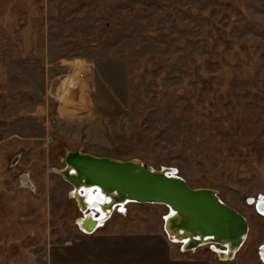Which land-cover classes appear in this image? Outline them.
<instances>
[{
	"label": "rangeland",
	"instance_id": "1",
	"mask_svg": "<svg viewBox=\"0 0 264 264\" xmlns=\"http://www.w3.org/2000/svg\"><path fill=\"white\" fill-rule=\"evenodd\" d=\"M68 151L211 188L246 240L183 252L137 202L85 234ZM263 197L264 0H0V264H262Z\"/></svg>",
	"mask_w": 264,
	"mask_h": 264
},
{
	"label": "water",
	"instance_id": "2",
	"mask_svg": "<svg viewBox=\"0 0 264 264\" xmlns=\"http://www.w3.org/2000/svg\"><path fill=\"white\" fill-rule=\"evenodd\" d=\"M64 163L58 171L60 175L69 166L75 170V174H69L75 184L114 191L117 202L162 204L175 210L178 228L193 236L212 237L214 244L224 240L236 245L247 235L246 218L220 201L215 190L191 187L182 177L170 175L163 168L152 170L135 159L120 160L79 151H68Z\"/></svg>",
	"mask_w": 264,
	"mask_h": 264
},
{
	"label": "bare ground",
	"instance_id": "3",
	"mask_svg": "<svg viewBox=\"0 0 264 264\" xmlns=\"http://www.w3.org/2000/svg\"><path fill=\"white\" fill-rule=\"evenodd\" d=\"M138 162L140 160L135 159ZM144 163V162H141ZM65 165V163H64ZM68 170L61 173L64 178L69 179L73 184H69L71 186L70 190V198L74 199L78 208L82 211L81 219L78 220L79 226L86 229L87 232H93L98 226H100L101 222H103L115 208V206H123L125 203L133 202L131 200H122L117 202L115 192H105L102 188L97 186H91L86 184H75L73 182V177L69 174H75V170L71 169V167H67ZM149 168L153 169L149 166ZM164 171H168L170 175H173V169L171 168H163ZM68 172V173H67ZM168 173V174H169ZM176 176V175H174ZM27 177L21 178L20 182L22 184L32 185L30 181H28ZM90 190H94L96 194H90ZM218 198V197H217ZM219 199V198H218ZM220 200V199H219ZM221 201V200H220ZM255 205L257 206L259 213L264 215V197L260 198L256 201ZM124 207V206H123ZM100 216L96 217V212ZM177 213L175 210L168 209L167 214L164 216V224L163 229L164 232L170 242H176L180 244L183 248V251H191V249L195 250L198 247L204 245L218 246L222 248V250H218L217 247L213 248L217 252V255L221 258L223 257H231L232 254L237 251L242 243L244 242L246 236H244L239 244L233 245L230 241H221L219 244H214L211 240L212 237L204 236L202 238L200 235L193 236L183 229H179L178 223H176ZM108 220V219H107ZM98 221V222H97ZM96 223H99L97 227H95ZM170 238V239H169ZM191 248V249H190ZM218 250V251H217ZM215 252V253H216ZM262 259L264 260V248L262 249Z\"/></svg>",
	"mask_w": 264,
	"mask_h": 264
},
{
	"label": "built area",
	"instance_id": "4",
	"mask_svg": "<svg viewBox=\"0 0 264 264\" xmlns=\"http://www.w3.org/2000/svg\"><path fill=\"white\" fill-rule=\"evenodd\" d=\"M79 209V208H78ZM80 210V209H79ZM81 211V210H80ZM81 213H82V211H81ZM79 219H81V217H79V218H77L76 219V225H77V227L79 228V230L80 231H82L83 233H89V232H87V230L86 229H84V228H82V227H80L79 226V223H78V220ZM98 222V221H97ZM99 225V223H96V225H95V227H97ZM100 227V226H99ZM99 227H97V228H99ZM170 239V238H169ZM264 248V244H262L261 246H259V255H260V258H261V260L263 261V263H264V260L262 259V249ZM182 249V251H183V248H181ZM193 249H191V251H192Z\"/></svg>",
	"mask_w": 264,
	"mask_h": 264
},
{
	"label": "crops",
	"instance_id": "5",
	"mask_svg": "<svg viewBox=\"0 0 264 264\" xmlns=\"http://www.w3.org/2000/svg\"><path fill=\"white\" fill-rule=\"evenodd\" d=\"M166 214H167V213H166ZM166 214H165V215H166ZM111 215H112V214H111ZM109 216H110V215H109ZM109 216H108V217H109ZM108 217H107V218H108ZM107 218H106V219H107ZM106 219H105V220H106ZM105 220H104V221H105ZM163 221H164V220H163ZM98 227H99V226H98ZM81 232H82V231H81ZM85 234H86V233H85ZM245 240H246V238H245ZM245 240H244V241H245ZM168 241H169V240H168ZM171 243L178 244V243H176V242H171ZM243 243H244V242H243ZM243 243H242V245H243ZM178 245L180 246V244H178ZM242 245L240 246V248L242 247ZM214 247H215V246H213V248H214ZM215 248H216V247H215ZM240 248H239V249H240ZM258 248H259V247H258ZM195 250H196V249H195ZM219 250H220V249H219ZM258 250H259V249H258ZM217 251H218V250H217ZM183 252H184V251H183ZM236 252H237V251H235V252L232 254L231 257H227V258H226V257H223L222 260H225V261H226V260H231L232 257H233V259H234V258L236 257ZM258 255H259V254H258ZM258 258H259L260 262H262V264H264L263 261H262L261 258H260V255H259Z\"/></svg>",
	"mask_w": 264,
	"mask_h": 264
},
{
	"label": "flooded vegetation",
	"instance_id": "6",
	"mask_svg": "<svg viewBox=\"0 0 264 264\" xmlns=\"http://www.w3.org/2000/svg\"><path fill=\"white\" fill-rule=\"evenodd\" d=\"M76 203V202H75Z\"/></svg>",
	"mask_w": 264,
	"mask_h": 264
}]
</instances>
